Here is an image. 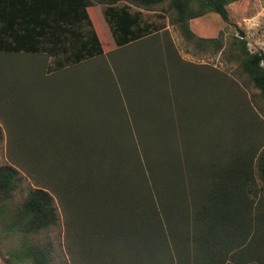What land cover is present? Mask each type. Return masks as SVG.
<instances>
[{
	"label": "trees",
	"instance_id": "obj_1",
	"mask_svg": "<svg viewBox=\"0 0 264 264\" xmlns=\"http://www.w3.org/2000/svg\"><path fill=\"white\" fill-rule=\"evenodd\" d=\"M164 1L53 0L51 16L37 24L18 13L8 18L0 13V52H46L53 56L52 69L58 71L160 31L163 27L144 19L139 9L151 10ZM235 1L171 0L170 8L182 33L197 47L214 53L227 47L240 78L258 92L264 109V52L250 50L244 34L226 45L222 37H199L190 28L191 19L211 12L227 21V7ZM141 60L136 64L147 65ZM137 69L133 88L137 81L139 87L149 85L147 69L144 74ZM158 78L155 91L162 89ZM223 82L236 97L239 84ZM196 88L205 91L207 81L199 78ZM174 101L165 109L160 104L158 117H145L153 123L146 124L149 133L138 128L140 136L128 137L127 147L120 137L96 141L90 148L86 145L91 143L81 137L72 142L63 137L56 141L59 136L45 133L33 140L27 135L10 137V147L12 141L17 147L11 158L23 168L39 164L48 191L34 190L13 207L19 172L1 168L2 229L24 239L53 229L59 218L54 192L74 214L84 264H240L241 256L264 264V204L255 198L264 196V126L258 127L262 124H256L247 101L213 105L211 119L192 122L180 116L174 119L172 113H181ZM219 111L223 117L215 119ZM240 113L245 122L235 123ZM229 114L234 118L222 123ZM2 140L0 129V145ZM98 145L103 148L95 149ZM236 251L238 263L233 261ZM14 255L16 261L28 264H51L48 248L40 244L14 250L7 264H12Z\"/></svg>",
	"mask_w": 264,
	"mask_h": 264
},
{
	"label": "rangeland",
	"instance_id": "obj_2",
	"mask_svg": "<svg viewBox=\"0 0 264 264\" xmlns=\"http://www.w3.org/2000/svg\"><path fill=\"white\" fill-rule=\"evenodd\" d=\"M170 4L171 0H165L151 10L139 9L143 12L144 19L163 27L160 31L138 43L111 50L58 71L52 69L53 56L46 52H0V129L3 139L0 145V169L11 167L19 172L13 207L23 202L34 190L48 191L39 176V164L37 168L34 163L29 165L30 168H23L11 158V150L15 151L17 147L14 141L10 147L9 138L15 135H27L26 138L33 140L45 133L50 137L59 136L55 138L56 141L63 137L62 139L71 138V142L81 137L91 143L86 145L88 148L94 146L96 141L107 142L108 138L114 140L120 137L119 141L127 147L128 137L140 136L138 128L141 130L143 127L145 133H149L145 127L151 120L144 118L157 116L161 109L159 105L163 104L165 109L169 104L174 105V99H177L181 111L178 114L172 113L174 119L179 116L191 122L196 119H211L213 105L221 107V104H228L231 100L236 104L247 101L256 117V124H262L258 127L264 126V109L258 92L248 88L245 78H240V68L234 59L231 61L227 47L214 53L208 47L199 48L194 42L187 40L176 22ZM227 8V21L211 12L191 19V30L203 38L222 37L226 45L234 36L244 34L249 41L250 50L264 52V0H238ZM156 56L162 57V60ZM140 60H146L147 65L136 64ZM137 68H142L143 74L147 69L148 80H152L148 82L149 85L146 83L139 87L140 82L137 81L133 88L131 82L135 79ZM157 76L158 83L163 81V84L160 85L161 90L155 91L157 82L155 83L154 78ZM177 76L180 83L176 81ZM160 78L162 81H159ZM199 78L207 81L205 91L203 88L201 91L196 88ZM142 80L145 83L146 80ZM225 80L239 84L236 97L230 96V88L225 89ZM219 113L222 112L214 114L215 119L216 116L219 119L223 117ZM224 118L222 123L234 116L229 114L224 115ZM243 120L245 122L240 113L234 122L243 123ZM238 127L242 126L239 124ZM163 129L161 127L162 131ZM26 146L25 151L28 150ZM78 147L84 148L80 144ZM96 148L103 147L98 145ZM23 164L26 165L25 162ZM51 195L59 214L53 229L24 239L20 233L5 232L0 224V264H7L11 252L20 250L27 243L48 248L51 264H84L81 261V243L75 237L74 214L64 206L58 194L51 192ZM259 196L255 198L264 204V196L260 199ZM237 253L236 251L233 255L235 263L239 259ZM17 258V255L12 257V264H28L27 261H16ZM247 259L252 258L241 256L240 264H259V261Z\"/></svg>",
	"mask_w": 264,
	"mask_h": 264
},
{
	"label": "crops",
	"instance_id": "obj_3",
	"mask_svg": "<svg viewBox=\"0 0 264 264\" xmlns=\"http://www.w3.org/2000/svg\"><path fill=\"white\" fill-rule=\"evenodd\" d=\"M53 0H0L1 18H8L11 13H18L29 20H47L52 13Z\"/></svg>",
	"mask_w": 264,
	"mask_h": 264
}]
</instances>
